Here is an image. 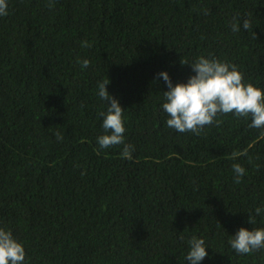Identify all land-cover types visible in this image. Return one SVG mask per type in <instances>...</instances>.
<instances>
[{"label":"trees","instance_id":"obj_1","mask_svg":"<svg viewBox=\"0 0 264 264\" xmlns=\"http://www.w3.org/2000/svg\"><path fill=\"white\" fill-rule=\"evenodd\" d=\"M48 3L7 0L0 16V227L24 264H187L194 235L209 253L201 264H264V248L241 255L228 243L264 228V212L249 223L264 209V128L230 113L199 135L177 132L157 75L186 82L181 60L203 55L264 91V0ZM108 79L132 159L97 143Z\"/></svg>","mask_w":264,"mask_h":264},{"label":"clouds","instance_id":"obj_2","mask_svg":"<svg viewBox=\"0 0 264 264\" xmlns=\"http://www.w3.org/2000/svg\"><path fill=\"white\" fill-rule=\"evenodd\" d=\"M49 8L54 6V0H49ZM8 14L7 0H0V16ZM243 28H251L248 19L243 20ZM232 31L238 32L239 26L232 24ZM88 41H82L81 47H90ZM82 68L90 65L88 59L77 60ZM181 65H190L194 74L186 82L173 84L167 71L158 73L167 85L163 91L164 102L161 107L168 115L166 124L177 132H191L199 135L208 125H219L222 121L218 115L234 114L237 117H251L250 128H264V91L251 83H245L243 74L234 64L208 58L203 55L189 63L181 60ZM109 79L98 82V96L107 102V111H101L104 134L97 137L101 149L123 145L121 155L132 159L133 146L125 143L123 111L119 100L109 93L106 85ZM57 139H62L56 133ZM235 173V183L241 182L245 169L239 163L232 165ZM255 215L249 213V223L255 224V216L261 215L264 209L255 208ZM189 251L185 257L187 264H201L209 253L203 238L195 235L188 240ZM230 247L238 254H250L264 248V228L241 227L231 235L228 241ZM25 249L22 243L14 238L12 232L0 227V264H24Z\"/></svg>","mask_w":264,"mask_h":264}]
</instances>
